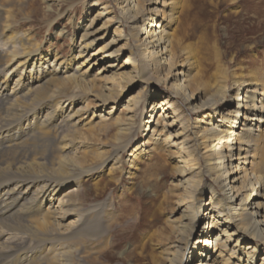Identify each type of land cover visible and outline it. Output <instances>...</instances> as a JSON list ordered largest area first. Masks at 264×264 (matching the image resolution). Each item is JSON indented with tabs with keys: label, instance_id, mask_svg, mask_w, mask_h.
I'll return each instance as SVG.
<instances>
[{
	"label": "bare ground",
	"instance_id": "6f19581e",
	"mask_svg": "<svg viewBox=\"0 0 264 264\" xmlns=\"http://www.w3.org/2000/svg\"><path fill=\"white\" fill-rule=\"evenodd\" d=\"M5 1L0 0V159L10 155L18 163L17 157L28 142L49 136L58 140L59 155L52 156L55 165L47 170L49 177L41 175L42 185L37 177L15 178L21 168L25 171L26 163L21 167L2 163L0 225L25 228L31 223L28 227L40 231L42 240L52 242L58 231V211L50 200L65 207L63 217L76 213L82 201L77 182L81 175L91 172L85 161L97 162V168H104L108 175L117 171L120 165L116 153L105 156L107 150H76L74 145L77 140H93L92 133L103 128L88 125L82 129L88 122L82 114L90 109L84 108L83 98L89 95L93 107L102 113L98 116L111 121L103 126L117 129L109 136L114 143L140 129L147 137L131 155L133 167H137L136 159L157 149L173 160L181 192L171 193L178 199L168 217L176 239L163 251L165 264H190L195 257L197 264H264V154L259 149L264 143V77L243 74L228 86L210 85L196 71L189 73L184 66L190 62L178 60L186 53L174 30L179 0H117L121 13L109 25L108 19H102L104 13L94 10L78 28L71 64L56 52H42L30 33H16ZM146 3L151 4L147 11ZM124 23L128 34L119 35ZM111 24L113 31L104 42ZM120 55L124 56L117 62ZM153 80L164 83L168 97L147 92L150 109L146 114L141 110L136 122L141 98L132 91L124 101L125 91ZM209 86L212 93L205 92ZM72 87L77 93L68 94ZM194 89L201 90L200 94ZM172 98L191 108L193 123L182 120L181 106L170 101ZM120 102L127 110L124 122L112 116L114 104ZM232 103L233 110L226 112V104ZM27 114H32L29 133L21 138L18 127L10 132L9 127ZM59 118L60 125L68 130L62 134L57 126L49 127ZM149 141L152 145L147 144ZM16 146L20 150L14 152L11 148ZM171 147L176 148L174 154ZM9 149L12 154H8ZM73 149L75 156L70 153ZM32 157L31 162L46 170L36 155ZM67 184L71 186L65 190ZM25 221L28 223L24 225ZM195 233H199L198 238L190 243ZM188 244L192 245L189 256L183 247ZM22 252L23 246L8 242L0 254V264L9 257L17 258L19 264H52L56 258L52 245L38 255L25 256Z\"/></svg>",
	"mask_w": 264,
	"mask_h": 264
},
{
	"label": "rangeland",
	"instance_id": "374dc122",
	"mask_svg": "<svg viewBox=\"0 0 264 264\" xmlns=\"http://www.w3.org/2000/svg\"><path fill=\"white\" fill-rule=\"evenodd\" d=\"M5 4L11 18L10 24L16 33L20 31L30 33L29 36L38 42L42 52H56L69 64L74 61L73 57L76 54L74 52L76 33L80 25L85 24L88 15L100 9V12L104 13L102 19H108L106 22L108 21L109 25L121 13L117 0H6ZM178 4L174 30L186 49V53L180 54L178 60H184L185 64L187 61L190 62V67L184 66L189 73L194 74L196 71L202 81H207L210 85L217 83L228 86L243 74L248 76L253 73L258 79L264 77V0H179ZM147 8H151V4L146 3L145 11ZM122 25L118 29L119 35L128 34L125 23ZM113 28L114 25L111 24L104 42L109 40ZM0 40H3L1 36ZM120 44L122 42L118 43ZM122 56L124 55L116 57L117 62H120ZM153 77L155 78V74ZM135 86L126 90L123 98L125 101L128 93L138 92L137 95L141 98L138 119L136 118L138 122L141 110L144 109L146 114L150 109L146 101L147 92L155 93L157 97H168L169 92L163 82L158 83L155 80L141 88L139 85ZM207 88L205 89L207 93L214 91L211 86ZM194 90L199 91L198 94L201 92ZM71 92L77 93L73 87L68 94ZM84 99V108L90 109L82 114V117H86L84 120H88L82 129H87L88 125H101L103 128L98 127L96 133H92L94 138L91 141L89 139L74 141L76 150L89 148L107 150L104 155L117 154L119 160L117 166H120L116 172L108 175L104 168V170L97 168L99 165L97 162L86 160L85 167L91 169V172L81 175L77 182L79 187L76 190L82 201L76 213L63 217L66 213L65 207L60 206L57 200H50L58 211L55 218L58 228L54 235L55 239L52 242H45L40 237V231L28 227L32 226L31 223L25 228L0 225V254L4 253L5 245L9 242L10 245L23 246L22 255L25 256L38 255L46 246H54L56 258L52 264H165L162 259L163 251L169 249L176 239L173 237L172 224L168 217L171 216L172 209L178 205V199L171 193L176 195L181 192L177 187L179 177L172 169L173 160L157 149L151 155L143 156V159H136L137 167H133L131 155H134L136 148L147 138L143 131L141 129L134 131L133 135L121 138L117 144L114 143L116 141L109 139V136L112 133L114 135L117 129L109 124L104 127L103 124L109 123L110 120L98 116L102 113L93 107L91 96L86 95ZM170 101L181 106L179 111L183 121L194 122V113L189 106L181 105L175 98ZM233 105L235 106L233 103L226 104V112L233 110ZM112 111L114 118L118 117L124 122L127 116L125 105L121 102L115 103ZM145 114L142 118H145ZM31 115H22L20 123H14V127L10 126L9 131L12 132L18 127L21 130L19 134H23L21 138L26 136L31 125L29 122L32 119ZM59 122L60 118L52 120L49 127L57 126L60 134L67 132V126L60 125ZM179 126L180 124H177L176 127ZM57 142L58 140L51 136L36 140L34 143L28 142L17 157H20L18 160L20 162L17 163V159L11 160L10 155L0 159V172L2 163L19 164L20 167L26 163L24 167L26 172L21 168L15 178L37 177L41 179L39 185H42L44 177L41 175L49 177L47 170L51 169V165H55L52 156L59 155ZM151 143L149 141L147 144L152 145ZM183 147L180 146V155L183 154ZM11 149L14 152L20 150L17 146ZM259 149L264 154V143ZM170 151L174 154L176 148L171 147ZM10 153L12 154L9 149L8 154ZM70 153L71 156H75L77 152L73 149ZM33 155H36V159L46 167V170L31 162L34 161ZM262 164L264 166V162ZM77 172H74V177H77ZM70 186L67 184L63 188L66 190ZM206 200L207 197L202 199V203ZM27 223L28 221H25L24 225ZM198 234L195 233L191 237L190 243L197 240ZM183 247L187 256L192 255V252H188L192 248L191 244ZM17 262H19L17 258L9 257L2 264H19ZM189 263L197 264L198 260L195 257Z\"/></svg>",
	"mask_w": 264,
	"mask_h": 264
}]
</instances>
